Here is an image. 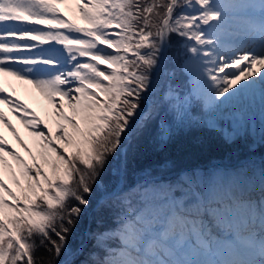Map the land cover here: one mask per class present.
I'll return each instance as SVG.
<instances>
[{
	"label": "snow or ice",
	"instance_id": "obj_1",
	"mask_svg": "<svg viewBox=\"0 0 264 264\" xmlns=\"http://www.w3.org/2000/svg\"><path fill=\"white\" fill-rule=\"evenodd\" d=\"M5 77L47 99L55 130ZM0 105L36 142L0 110L30 158L0 133V264H264V161L195 180L132 167L145 138L264 144V0H0Z\"/></svg>",
	"mask_w": 264,
	"mask_h": 264
},
{
	"label": "trees",
	"instance_id": "obj_2",
	"mask_svg": "<svg viewBox=\"0 0 264 264\" xmlns=\"http://www.w3.org/2000/svg\"><path fill=\"white\" fill-rule=\"evenodd\" d=\"M161 80L163 82V77ZM252 142H247L244 145L237 142L235 145L226 146L218 136L202 130L177 133L164 147L154 145L149 139L145 138L139 141L137 160L132 167L137 171L153 167L159 169L160 174H169L171 171L174 172L196 164L207 163L214 159L226 160L233 156L230 152L235 153L238 159H244L258 149V152L264 153L263 147L260 149L258 146L256 150L250 152L247 144ZM169 166L172 168L169 169ZM107 180H110V177L105 173L104 181ZM100 195L101 193L97 192L93 199L94 204L96 198ZM95 218L96 214L94 212L90 214V218H85L81 233H85L84 230L87 228L88 232L96 230ZM105 221L106 224L110 222L107 216ZM80 241L77 245L81 243ZM39 254L47 257V253H44L43 249Z\"/></svg>",
	"mask_w": 264,
	"mask_h": 264
},
{
	"label": "bare ground",
	"instance_id": "obj_3",
	"mask_svg": "<svg viewBox=\"0 0 264 264\" xmlns=\"http://www.w3.org/2000/svg\"><path fill=\"white\" fill-rule=\"evenodd\" d=\"M70 7H74V5H70ZM63 10V7H62ZM68 15L69 13H65ZM4 86L6 88L5 94H11L14 98H18L20 101L25 103L31 110L35 111V113L47 123H49L53 129L55 130V117L52 115V105H50L47 99L31 85L23 84L20 81H16L14 78L5 77L4 78ZM0 110H3L8 121L15 123V129L19 133L22 139L28 144L29 148L36 150V142L35 138L30 135L28 129H26L17 119L16 114L10 111L8 105H0ZM0 133L3 134L4 138L10 143L13 147L20 152L21 155L27 156V153L20 147V145L15 141V137L12 132L9 131L3 125H0Z\"/></svg>",
	"mask_w": 264,
	"mask_h": 264
},
{
	"label": "rangeland",
	"instance_id": "obj_4",
	"mask_svg": "<svg viewBox=\"0 0 264 264\" xmlns=\"http://www.w3.org/2000/svg\"><path fill=\"white\" fill-rule=\"evenodd\" d=\"M254 103H255V106H256V109H257V112H258V109H259V103H260V101H259V96H258V95L256 96ZM15 125H16V124L14 123L13 126L15 127ZM15 128H16V127H15ZM258 129H259V120H258V118H257V130H258ZM250 141H252L251 138H249L246 142H245V141H241V143L244 145L245 143L250 142ZM252 143H253V142H252ZM9 144H10V143H9ZM10 145H11V144H10ZM11 146H12V145H11ZM257 146H258L260 149L263 147V150H264V144H261V143L259 142V138H258V136H257V138H256L255 144L253 145V148H256ZM12 147H13V146H12ZM13 148L17 151V149H16L15 147H13ZM230 153H232L233 156H232V157H229V158L226 159V160H224V159H222V160H220V159H215V160H213V161H211V162L197 164V165L192 166L191 168L186 169V170H183V171H181V172H187V173H189L187 179L195 180V179H196V176L193 175L192 173H193L194 170H196V169H199L201 172H207L208 169H209V167L212 166V165H223V166L226 167V168H236V167L240 166L242 162L246 161V160H243V161L240 162L239 164L236 163V162H235V164H232L231 162H232L233 160H237L238 158H237V155H236L235 153H233V152H230ZM251 155H253V154H251ZM22 156H24V155H22ZM24 157H25V159H30V158L28 157V154H27V156H24ZM251 159H252V160H255L257 163H260L261 161H264V156H262V157H251ZM247 160H248V159H247ZM168 168L171 169L172 167L169 166ZM172 172H173V171H171V173H172ZM181 172H179V173H181ZM179 173H177V174H168V175L166 174V175H162V176H163L164 179H166V180H167V179L175 180V179H177ZM110 179H111V178H110ZM109 181H110V180H107L106 182H109ZM133 187H135V185H133ZM93 199H94V197H93ZM93 201H94V200H93ZM93 205H95V204L93 203ZM91 213H93V211H92L91 209H89V210H88V211L82 216L80 222L77 224V226H76V230H75V232L72 234V236L70 237V240H69V245H70L71 248L75 249V248H77L78 246H80L81 243H80L79 245H77V243H78V242H79V241L85 236L86 233H88V228L84 230L85 233H81V230H83V229H82V225H83V222L85 221V218H86V217H87V218H90V214H91ZM80 242H81V241H80Z\"/></svg>",
	"mask_w": 264,
	"mask_h": 264
}]
</instances>
